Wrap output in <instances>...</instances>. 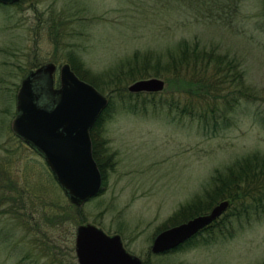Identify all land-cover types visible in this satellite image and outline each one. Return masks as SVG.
Masks as SVG:
<instances>
[{"label":"rangeland","instance_id":"obj_1","mask_svg":"<svg viewBox=\"0 0 264 264\" xmlns=\"http://www.w3.org/2000/svg\"><path fill=\"white\" fill-rule=\"evenodd\" d=\"M229 2L239 10L230 27L207 16L212 7ZM193 43L214 52L212 59L235 57L252 101L239 99L233 125L222 121L225 113L205 129L190 114L201 110L198 105H222V98L216 103L202 96L188 100L177 91L183 82L169 81L151 69L138 79L157 77L164 81L161 90L132 92L128 87L138 79L128 81L125 88L137 95L130 99L112 93L114 105L97 140H106L100 147L114 153V165L106 169L102 191L75 205L80 209L77 214L44 158L11 130L22 78L36 66L53 62L54 87L59 86V68L69 63L67 52L74 46L90 77L101 86L95 88L108 99V80L128 66L134 52L139 63L143 57L150 64L160 57L158 68L169 72L170 54ZM181 73L190 75L188 69ZM226 93L227 89L219 92ZM123 99L135 103V109L121 108ZM161 99L187 105L185 114L151 104ZM253 154L264 158V0L0 3V264H78L75 230L81 223L120 235L126 250L144 264H262L264 212L258 220L252 219L258 217L254 214L250 220L227 218V226L213 240L193 247L151 251L161 230L204 215L222 200L229 202L219 199L206 206L205 197L217 184L212 176L224 175L233 162ZM199 197L201 205L188 212Z\"/></svg>","mask_w":264,"mask_h":264},{"label":"water","instance_id":"obj_2","mask_svg":"<svg viewBox=\"0 0 264 264\" xmlns=\"http://www.w3.org/2000/svg\"><path fill=\"white\" fill-rule=\"evenodd\" d=\"M19 0H0L13 4ZM53 62L31 69L22 78L16 93V115L11 130L36 150L63 188L69 201L81 206L102 188V174L92 153L90 129L108 99L94 85L81 79L64 63L59 68V86L54 87ZM164 86L157 78L138 79L128 90L156 92ZM227 200L186 222L161 230L153 239L151 251H169L195 235L222 215ZM75 254L78 264H144L126 250L120 235H109L91 223L75 230Z\"/></svg>","mask_w":264,"mask_h":264},{"label":"trees","instance_id":"obj_3","mask_svg":"<svg viewBox=\"0 0 264 264\" xmlns=\"http://www.w3.org/2000/svg\"><path fill=\"white\" fill-rule=\"evenodd\" d=\"M206 12L207 16L213 19L214 22L219 25L227 23L228 27L234 18L236 19L238 17L239 10L237 9V4L235 2H229L228 5L227 3H221L215 8L212 7ZM54 22L55 21L53 20V23ZM52 28L54 29L55 26H52ZM56 31L58 30L55 29V32ZM55 39L53 42H58V36H56ZM73 49L74 46H71V49H69L66 56L72 70L81 79L91 83L97 89H99L101 86L98 84L96 77H90V70L85 69L82 61L78 59V56L75 54ZM213 53L214 52L212 51L207 52L205 49L199 48L197 43H193L191 45L189 44V46H184L177 54H170V67H168L170 71L162 72L160 71V68H158V66L161 67L160 57L151 64L148 60V57H143V61L139 63L137 57L138 52H134L133 57L125 63L128 64V66H123L108 80L106 90L109 89L111 92V94L107 96L108 104L101 111L90 129L92 153L102 174V185H104L106 169L113 167L114 165V153L108 152L107 148L100 147V144H106L105 139L99 142L97 140L98 137H100L102 124L106 117L109 116L114 105L112 93H120L122 97H130V99L134 95H137L136 93L128 92L125 88V84L128 81H133L134 79L144 77V75H146L144 74V71L146 70L151 69L155 75L163 74L165 75V79H169V81L176 82L177 80H180L183 82L184 86H181V88H179L177 91H179V94L183 95L188 100L202 96L200 99L210 98L212 102L216 103V101L222 98L224 100V104L219 105L207 103L198 105L201 106V112L193 111L190 114L192 117L197 116L205 129L209 123L214 124L215 122H218L219 118H224L225 113H227V119H222V121H227V127L234 124L236 119L233 114L239 105V99L244 98L245 102L248 103L252 101L251 98L253 95L252 92L248 91L247 88L243 86L244 70L242 69L239 61L235 57L231 56H227V60H225V57L219 58L218 60H216V58L212 59ZM185 69L190 71V75L188 77H185V74L181 73ZM218 71H221V78L216 76ZM198 75H201V77L198 78ZM226 89L227 93L223 94L224 96L219 94L220 90ZM122 101L123 102L120 104L121 108L130 111L135 109V103L126 101L125 99ZM151 104L160 105L168 110H178L180 114H185L187 109V105L179 107L174 103L162 99L158 102L152 101ZM191 106L193 107V105ZM226 170L227 173L222 176H220L221 173L212 176L211 181H216L217 187L215 186L210 188V191H213L212 195H210L211 192L209 191L210 193L206 197H203H205L204 202H206V206L208 208L214 205L219 199H228L230 203L229 208L226 209V211H224L218 219L214 220L212 223L199 230L195 235L187 239L185 242L179 244L177 247L171 249L168 252L193 247L199 243H202V241L213 240L215 236L223 229V226H227V218L230 220L231 218L239 219L240 217L245 216V219L250 220L251 215L254 214L258 217H254L252 219L258 220L260 212H264V158L259 157L256 154L249 155L236 160ZM218 179L219 181H217ZM226 184L227 186H225ZM103 188L104 187H102V189ZM203 197L197 198L194 204L193 202L190 203L191 206L189 208H187V206L184 207L187 208L188 212H191V210L196 208V205H201V198ZM69 207L72 209L75 208L74 210L77 212V214H80V209L75 205L70 204ZM63 213H65V211H63ZM183 213L184 212H180V217L183 216ZM178 214L179 213H176L173 217H176ZM204 233H206L207 236L204 235ZM262 264H264V262Z\"/></svg>","mask_w":264,"mask_h":264}]
</instances>
